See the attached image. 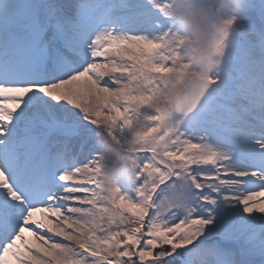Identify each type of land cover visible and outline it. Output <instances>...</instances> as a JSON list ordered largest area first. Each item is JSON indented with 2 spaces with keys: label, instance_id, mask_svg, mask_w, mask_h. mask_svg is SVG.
I'll list each match as a JSON object with an SVG mask.
<instances>
[{
  "label": "snow or ice",
  "instance_id": "snow-or-ice-1",
  "mask_svg": "<svg viewBox=\"0 0 264 264\" xmlns=\"http://www.w3.org/2000/svg\"><path fill=\"white\" fill-rule=\"evenodd\" d=\"M224 7L177 89V0H0V264H264V0Z\"/></svg>",
  "mask_w": 264,
  "mask_h": 264
},
{
  "label": "clouds",
  "instance_id": "clouds-1",
  "mask_svg": "<svg viewBox=\"0 0 264 264\" xmlns=\"http://www.w3.org/2000/svg\"><path fill=\"white\" fill-rule=\"evenodd\" d=\"M177 3L182 8L196 13L191 17L190 23L183 15L176 17L181 31L185 33L191 30L198 44L199 55L193 65V71H214V62L218 57L213 53V44L215 40L220 39L222 19L229 15V10L224 7L225 0H177Z\"/></svg>",
  "mask_w": 264,
  "mask_h": 264
},
{
  "label": "rangeland",
  "instance_id": "rangeland-1",
  "mask_svg": "<svg viewBox=\"0 0 264 264\" xmlns=\"http://www.w3.org/2000/svg\"><path fill=\"white\" fill-rule=\"evenodd\" d=\"M128 2H133V0H128ZM184 34H185L184 42L180 47H181V55L184 58L186 69L182 73V79L177 81L176 84L177 89H179L180 85L183 83L184 80H189L192 74L196 72L193 71V65L196 62L199 55L198 44L191 30H187ZM123 155L124 154L121 153V156ZM116 159L117 158L115 156H109L108 160L106 161V166L104 169L105 183L110 182L112 178V168Z\"/></svg>",
  "mask_w": 264,
  "mask_h": 264
}]
</instances>
